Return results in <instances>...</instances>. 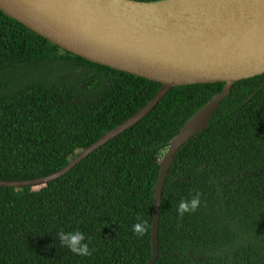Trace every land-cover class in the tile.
Segmentation results:
<instances>
[{
  "label": "trees",
  "instance_id": "1",
  "mask_svg": "<svg viewBox=\"0 0 264 264\" xmlns=\"http://www.w3.org/2000/svg\"><path fill=\"white\" fill-rule=\"evenodd\" d=\"M154 1V0H141ZM160 84L72 54L0 10V180L64 167L133 115ZM222 82L171 88L140 121L67 173L0 186V264H145L159 160ZM200 193L195 212L181 200ZM143 221V236L132 225ZM85 233L90 255L60 245ZM154 264H264V74L234 82L164 179Z\"/></svg>",
  "mask_w": 264,
  "mask_h": 264
},
{
  "label": "water",
  "instance_id": "2",
  "mask_svg": "<svg viewBox=\"0 0 264 264\" xmlns=\"http://www.w3.org/2000/svg\"><path fill=\"white\" fill-rule=\"evenodd\" d=\"M0 10L63 50L160 84L130 117L82 149L61 169L0 186L36 188L145 117L175 86L222 82L172 136L159 160L151 221L158 256L162 187L176 151L201 131L234 82L264 74V0H0Z\"/></svg>",
  "mask_w": 264,
  "mask_h": 264
},
{
  "label": "clouds",
  "instance_id": "3",
  "mask_svg": "<svg viewBox=\"0 0 264 264\" xmlns=\"http://www.w3.org/2000/svg\"><path fill=\"white\" fill-rule=\"evenodd\" d=\"M201 204L200 193H196L188 200H181L177 213L183 216L186 212H195ZM134 235L143 236L146 230V224L141 221L132 225L131 228ZM56 240H59L60 245L66 247L72 253L85 256L91 254L88 241L84 232L80 230H72L65 232L63 230L57 232L55 235Z\"/></svg>",
  "mask_w": 264,
  "mask_h": 264
},
{
  "label": "rangeland",
  "instance_id": "4",
  "mask_svg": "<svg viewBox=\"0 0 264 264\" xmlns=\"http://www.w3.org/2000/svg\"><path fill=\"white\" fill-rule=\"evenodd\" d=\"M163 154V153H162Z\"/></svg>",
  "mask_w": 264,
  "mask_h": 264
}]
</instances>
